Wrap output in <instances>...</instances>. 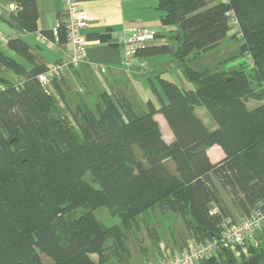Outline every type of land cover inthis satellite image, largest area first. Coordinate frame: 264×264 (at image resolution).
I'll list each match as a JSON object with an SVG mask.
<instances>
[{
  "label": "trees",
  "instance_id": "trees-1",
  "mask_svg": "<svg viewBox=\"0 0 264 264\" xmlns=\"http://www.w3.org/2000/svg\"><path fill=\"white\" fill-rule=\"evenodd\" d=\"M9 2L18 10L0 19L18 36L38 33L36 0ZM157 7L162 24L177 28L176 49L150 47L138 57L170 55L193 88L156 77L160 92L142 109L107 93L93 107H59L37 81L46 66L19 38L8 40L6 48L32 67L0 56L21 82L0 89V264L118 262L128 255L131 224L155 207L181 217L192 240L205 242L220 235L230 208L243 219L263 202L264 0H158ZM232 29V39L241 41L237 68L223 70L222 62L195 72L186 66L191 55L214 50ZM40 34L53 40L51 31ZM250 101L259 105L248 108ZM198 107L214 130L196 115ZM156 114L173 135L169 144ZM213 146L224 154L214 164L207 156ZM211 206L217 208L213 214ZM100 208L119 224L98 220L93 211ZM246 250L248 256L240 250L236 256L217 249L199 264H264V245Z\"/></svg>",
  "mask_w": 264,
  "mask_h": 264
},
{
  "label": "crops",
  "instance_id": "crops-1",
  "mask_svg": "<svg viewBox=\"0 0 264 264\" xmlns=\"http://www.w3.org/2000/svg\"><path fill=\"white\" fill-rule=\"evenodd\" d=\"M129 1L131 0L79 1V11L82 14L93 17L95 21L82 31V36L87 43L85 62L71 69L62 77L57 78L54 86H52L51 94L58 99L59 107H69V109L79 106L93 107V105L99 101V96L102 93L122 95L128 99L133 107L139 109H142L147 101H155L154 92H160V90L157 82L155 81V83L152 80L157 77L154 72L155 63H153L152 60H157L159 58L157 55L139 56L138 60L145 62L148 67L146 74L124 72L120 68V62L123 56L121 39L124 33L133 27H145L150 29L139 23L135 24V26H131L128 12L138 7L130 6ZM135 3H140V0ZM7 5H10L9 0H0V6L6 7ZM36 6L38 11L36 32H50L61 16L62 0H36ZM0 24L5 25L10 30V32L5 35L6 38H19L21 42L29 47L31 53L45 66L67 59L70 55V46L65 42L57 43L53 41L47 45H42L37 40V33L18 36V34L1 19ZM150 30L156 32L153 29ZM0 35L3 34L0 33ZM96 36L101 37V40L96 39ZM225 40L221 41L214 50L218 49ZM165 45L170 46V43H167V41L158 36L156 40L149 45V48ZM43 48L47 52H44ZM0 56L10 59L13 63L18 64L25 70H30L32 67L30 62L9 48L3 47L0 50ZM239 60L240 58L238 57L234 58L231 65H224V69L227 70L238 67L242 62ZM171 63L175 66L173 61H171ZM92 65L104 67L105 70L101 72L99 68L93 69ZM150 71L152 73L149 75ZM11 74L14 80L9 81V76ZM173 81L184 90L192 89L189 85L190 83L183 79V77L174 78ZM7 82L14 86L21 83L20 78L0 62V89H3ZM56 91H59V94H57ZM88 98L93 99L94 104L92 106L87 103L86 99ZM258 105L259 103L254 101H250L247 104L248 108H254ZM195 113L208 130L212 131L216 128L205 109L198 107L195 109ZM154 118L159 125L163 141L167 144L171 143L173 141V135L163 117L160 114H156ZM207 156L210 162L214 164L221 161L224 154L220 147L213 146L207 150ZM210 209H212V207ZM213 210L217 211V208L214 207L211 211ZM230 210L233 215L234 211L231 208ZM236 216L237 220H240L237 214ZM182 247L183 246L180 245L179 248ZM159 255L156 256L154 252L152 260L155 263H157ZM128 259V255L125 254L124 258L119 260L117 264H132Z\"/></svg>",
  "mask_w": 264,
  "mask_h": 264
},
{
  "label": "built area",
  "instance_id": "built-area-1",
  "mask_svg": "<svg viewBox=\"0 0 264 264\" xmlns=\"http://www.w3.org/2000/svg\"><path fill=\"white\" fill-rule=\"evenodd\" d=\"M138 2L139 0H132ZM225 3L226 0H220ZM78 0H62L61 16L55 27L51 30L53 40H49L44 35L37 33V40L42 45L51 42H57L60 30L65 36V43L70 46L71 52L67 59L46 66L45 70L37 76L40 86L47 92L52 89L53 80L62 77L71 69L78 67L86 60V41L82 36V31L91 25L95 19L89 15L82 14L78 8ZM18 9L14 4L0 6V14L16 12ZM25 35V34H24ZM157 33L145 27H133L128 29L121 39L123 56L120 62V68L124 72L144 73L147 69L146 63L138 60V53L155 41ZM8 38L0 35V48L6 47ZM244 60L248 65L252 61L248 55ZM93 69H100L103 72L104 67L92 65ZM213 210L211 213H215ZM264 231V200L260 206L252 211L247 217L232 222L231 219H225L222 223L220 235L212 240L205 242H191L184 245L173 253L161 250L156 264H199L216 254L217 249H224L235 252L239 251L248 256L246 243L256 235ZM238 249V250H237Z\"/></svg>",
  "mask_w": 264,
  "mask_h": 264
},
{
  "label": "rangeland",
  "instance_id": "rangeland-1",
  "mask_svg": "<svg viewBox=\"0 0 264 264\" xmlns=\"http://www.w3.org/2000/svg\"><path fill=\"white\" fill-rule=\"evenodd\" d=\"M129 5L138 7L133 8L128 12V16L131 20V26H135V24L139 23L155 30L161 39H164L167 41V43H170L171 48L176 49V43L173 38L176 34L177 28L162 24V13L157 7L158 0H140V3H135L131 0L129 1ZM9 32L10 30L5 25L0 24V33L5 36ZM233 35H235L234 29L230 30L226 40L216 50L209 51L197 57L191 55L186 62V66L195 72H201L205 70H212L222 62H225L223 64L226 66L231 65L233 62L232 58L239 54L241 45V41L232 39ZM1 49L2 48H0V50ZM43 50L44 52H47L44 48ZM157 57L159 58L157 60H152V62L155 63L154 72L160 80L174 82V78L183 77L180 68L172 65L171 61L174 60L170 55H159ZM239 61H243V59L240 58ZM245 63L247 64L246 61ZM222 68L225 70L224 66ZM147 70L148 67L145 71V74ZM245 71L247 74L250 73V67L248 64ZM151 73L152 72L150 71L149 75ZM10 80H14L12 74L9 76V81ZM152 80L154 82L156 81L155 79ZM189 85L193 88L191 84ZM86 101L90 106L94 104V101L91 98L86 99ZM86 180L91 182L89 175L86 176ZM221 196L228 204V207H230L227 196L222 192ZM211 207L213 209L215 206ZM93 214L106 226L119 224L118 218L112 217L106 208L97 209L93 211ZM230 219L237 221L236 213L233 212V215ZM259 234H256L252 240L246 243V248H248L250 245H264V233ZM191 240L192 237H190L189 233H187L184 221L181 217L171 214L170 212H163L157 207L149 210L147 213L141 216H138L136 218V222L131 224V228L125 234V245L128 248V260H130L132 264H154L155 262L152 260L154 252L156 256L160 254L161 250L173 253L178 250L180 245L184 246L191 242ZM41 258L45 263L49 262L45 256L42 255ZM92 259L94 261L97 260L95 256H92ZM117 263V261H111L105 264Z\"/></svg>",
  "mask_w": 264,
  "mask_h": 264
}]
</instances>
